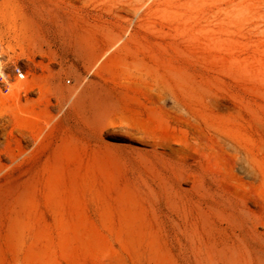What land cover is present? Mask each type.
I'll list each match as a JSON object with an SVG mask.
<instances>
[{
  "label": "rangeland",
  "instance_id": "1",
  "mask_svg": "<svg viewBox=\"0 0 264 264\" xmlns=\"http://www.w3.org/2000/svg\"><path fill=\"white\" fill-rule=\"evenodd\" d=\"M0 264H264V0H0Z\"/></svg>",
  "mask_w": 264,
  "mask_h": 264
},
{
  "label": "built area",
  "instance_id": "2",
  "mask_svg": "<svg viewBox=\"0 0 264 264\" xmlns=\"http://www.w3.org/2000/svg\"><path fill=\"white\" fill-rule=\"evenodd\" d=\"M13 74L18 79H22L25 76L24 71L20 67H18V66H14L13 67Z\"/></svg>",
  "mask_w": 264,
  "mask_h": 264
},
{
  "label": "bare ground",
  "instance_id": "3",
  "mask_svg": "<svg viewBox=\"0 0 264 264\" xmlns=\"http://www.w3.org/2000/svg\"><path fill=\"white\" fill-rule=\"evenodd\" d=\"M20 87H22L21 83L15 84V88H20Z\"/></svg>",
  "mask_w": 264,
  "mask_h": 264
}]
</instances>
